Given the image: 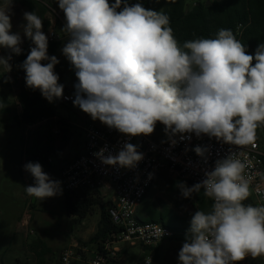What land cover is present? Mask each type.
<instances>
[{
	"label": "clouds",
	"instance_id": "obj_1",
	"mask_svg": "<svg viewBox=\"0 0 264 264\" xmlns=\"http://www.w3.org/2000/svg\"><path fill=\"white\" fill-rule=\"evenodd\" d=\"M13 0L0 4V67L11 71V54L20 55V32L12 31ZM68 35L61 51L77 82L73 104L95 121L129 139L151 135L157 122L173 137L202 134L229 145L245 146L264 124V43L249 54L231 29L215 38H197L182 45L174 37L170 17L128 0H56ZM23 35L31 41L20 67L26 87L39 90L48 101L63 98L55 66L48 55V36L35 11L24 12ZM46 63H42L45 62ZM204 156L206 148L194 149ZM101 148L95 155L105 165L134 169L144 159L138 146L125 141L113 155ZM247 164L230 152L192 186L178 182L185 199L203 189L211 210L195 211L178 253L179 264H236L246 257L264 256V205L245 204L250 196ZM24 170L33 178L25 187L40 201L62 195L61 182L43 171L39 162ZM151 176V174H150ZM161 237L164 235L160 229ZM146 264H152L151 259Z\"/></svg>",
	"mask_w": 264,
	"mask_h": 264
},
{
	"label": "rangeland",
	"instance_id": "obj_2",
	"mask_svg": "<svg viewBox=\"0 0 264 264\" xmlns=\"http://www.w3.org/2000/svg\"><path fill=\"white\" fill-rule=\"evenodd\" d=\"M4 0H0L3 4ZM139 0H128L129 4ZM114 3V0H110ZM27 10L16 0H13L11 8L12 31L20 32L22 40V25L25 23L23 13ZM28 12V11H27ZM63 44L57 49L56 57L60 61L55 66V72L59 75V83L64 85V95L75 98L74 85L77 82L75 72L70 62L62 54V47L68 41L62 36ZM65 42V43H64ZM22 45V44H21ZM255 50L249 51L253 54ZM10 55L9 51L0 48V56ZM11 71L0 67V74H5L10 83V91L7 92L12 114L19 117L20 106L17 102L19 83L22 80L21 71L18 68L16 55L11 54ZM54 117L41 120L34 125H17L12 120H4L0 123V264H58V259L63 251L70 250L80 256L82 260L88 259L97 252L95 243H91L100 220L102 209L113 200L112 191H96L100 198V204L93 206L85 217L67 215L64 203V189L61 172L68 163L83 151L84 130L89 126L99 128L107 127L99 120H93L90 115L84 113L78 106L70 103H62L54 100L46 102ZM63 121V129L67 130V143L62 152L49 155V166L42 165L43 171L55 180L61 182L62 195L46 198L42 201L28 196L25 187L33 184V178L24 170L26 155L25 150L34 139L41 143L52 139L53 146L58 147L61 137L51 134L52 128H60L58 121ZM66 127V128H65ZM163 124H156L154 132L149 136H138L154 143H162L169 139L164 131ZM262 146H264V133L257 132ZM165 176L163 181H160ZM177 179L168 172H160L151 187L147 190L143 203L136 209L139 219L144 221L157 220L175 232L172 239L164 240L158 252L150 254L142 252L141 248H130L126 244L119 246L126 251L119 264H142L145 258L152 256L159 264L169 263L183 245L181 238L185 237L190 228V216L196 211L189 204V199L181 196L176 187ZM88 193L85 190L72 192L74 197L83 198ZM255 206H259L257 200L251 198ZM143 212L144 215L138 213ZM125 253V252H123ZM241 264H264L262 257L255 259L245 258Z\"/></svg>",
	"mask_w": 264,
	"mask_h": 264
},
{
	"label": "built area",
	"instance_id": "obj_3",
	"mask_svg": "<svg viewBox=\"0 0 264 264\" xmlns=\"http://www.w3.org/2000/svg\"><path fill=\"white\" fill-rule=\"evenodd\" d=\"M37 1L46 7V18L50 27L45 34L49 43L61 40L60 31L68 39L67 33L63 31L65 16L56 0ZM62 101L70 103L73 97L64 95ZM51 133L56 136L60 130L55 127L51 129ZM173 139L176 140L175 145L170 139L162 143L138 137L129 139L108 127L89 126L84 130L82 153L61 172L63 189L69 193L76 190L112 191L113 200L106 208V215L115 225L116 232L107 235L100 251L90 258L82 260L80 256L66 250L60 254L58 264H109L110 261H117L120 252L117 248L120 244L151 248L171 239L172 232L165 226L156 223L142 224L135 217L137 207L160 172H168L180 182L196 184L204 179L205 172L212 170L218 160L232 152L247 164L245 176L250 179V195L257 200L259 206L264 205V146L256 131L254 141L245 146L225 144L206 134L200 137L195 134L185 135L183 139L176 136ZM125 141L137 145L138 151L144 154V159L134 169L105 165L95 155L101 148H107L106 155L108 152L115 155ZM197 146L207 149L203 157L195 153ZM160 229L164 232L162 237ZM261 257L264 259V256ZM150 259L145 258L142 264ZM151 262L156 264L152 259ZM172 264H179L178 259Z\"/></svg>",
	"mask_w": 264,
	"mask_h": 264
},
{
	"label": "trees",
	"instance_id": "obj_4",
	"mask_svg": "<svg viewBox=\"0 0 264 264\" xmlns=\"http://www.w3.org/2000/svg\"><path fill=\"white\" fill-rule=\"evenodd\" d=\"M16 1L28 12L35 11L41 17L43 20L42 30L45 33L50 27V23L46 18V7L37 0ZM139 2L145 8L162 11L170 17V26L173 29L174 37L181 45L185 41L201 37L215 38L217 31L221 28L231 29L236 38L246 46L248 52L256 50L258 44L264 43V0H139ZM62 44L63 42L61 41L49 43L48 55L56 56L57 49ZM31 46V41L25 37L21 45L22 53L16 55L18 68L22 74V80L19 83L16 96L20 106L19 117L12 114L10 101L7 96V92L10 91L9 80L5 74H0V123L4 122V120H12L17 125L28 126L54 117L53 111L45 105L47 100L41 95L39 90L33 91L26 87L25 84V72L20 65L29 54ZM42 63H46V61ZM57 101L63 103L62 98L57 99ZM58 122L60 125H65L62 120ZM62 125L59 128L60 133L54 136L61 137L58 147H54L52 139L48 137L43 144L39 139H34L25 150L27 157L25 164L28 162H39L41 165L49 166V155L61 153L67 143V130L63 129ZM255 131L264 133V124H260ZM186 184L188 186L194 185L192 183ZM188 201L191 206L196 208V211L208 212L211 210L212 203L204 196L203 190L198 195L194 194ZM64 203L67 215L82 218L88 214L93 206L100 204V198L95 192H90L85 197L79 198L74 197L72 193L64 191ZM138 213L140 215L145 214L142 211L139 212V210ZM138 222L163 225L161 221L154 219L147 222L138 219ZM170 231L172 232V238H174L177 234L172 230ZM114 232H116L115 225L108 219L106 208L102 209L97 230L91 240V243L97 244L95 246L96 251H100L101 244L107 235ZM185 237L181 238L183 242Z\"/></svg>",
	"mask_w": 264,
	"mask_h": 264
},
{
	"label": "crops",
	"instance_id": "obj_5",
	"mask_svg": "<svg viewBox=\"0 0 264 264\" xmlns=\"http://www.w3.org/2000/svg\"><path fill=\"white\" fill-rule=\"evenodd\" d=\"M72 161V160H71ZM70 161V162H71ZM69 162V163H70ZM68 163V164H69ZM160 175V173H158L157 174V176H159ZM156 176V177H157ZM156 177H155V179H156ZM154 179V180H155ZM165 179V176L164 177H162L161 179H160V181H163ZM154 182V181H153ZM152 182V183H153ZM152 185V184H151ZM151 187V186H150ZM149 187V188H150ZM251 198H253L251 195L248 197V199L246 200V202H245V204H252V205H254L253 203H252V201H251ZM255 206V205H254ZM138 209V208H137ZM135 217H136V219L138 220L139 219V217H138V214L136 213V211H135ZM163 242V241H162ZM162 242H160L157 246H155V247H151V248H146V247H141V246H138V245H136V246H129L130 248H135V247H139V248H141V251L142 252H149L150 254L152 253V251H154V253H156V252H158V249H159V245L162 243ZM184 243V242H183ZM118 250H120V252H119V254H118V259H117V261H110L109 262V264H119V262H121L122 261V259H123V256H124V254H126V251L125 250H123V248L122 247H118L117 248ZM123 252H125V253H123ZM94 253H96V252H94ZM93 253V254H94ZM179 253V252H178ZM178 253H177V255L175 256V258H173L169 263H167V264H172L175 260H177L178 259ZM92 254V255H93ZM91 257V256H90ZM89 257V258H90ZM150 258L156 263V264H159L158 262H156L155 261V258H152V256H150Z\"/></svg>",
	"mask_w": 264,
	"mask_h": 264
}]
</instances>
